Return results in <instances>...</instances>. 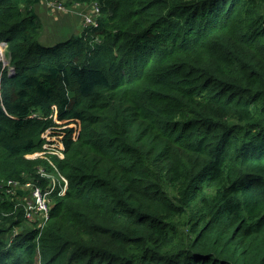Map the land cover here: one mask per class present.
<instances>
[{
  "label": "trees",
  "instance_id": "trees-1",
  "mask_svg": "<svg viewBox=\"0 0 264 264\" xmlns=\"http://www.w3.org/2000/svg\"><path fill=\"white\" fill-rule=\"evenodd\" d=\"M40 1L0 0V178L61 144L68 187L41 228L0 189V264H264V0H68L48 46Z\"/></svg>",
  "mask_w": 264,
  "mask_h": 264
},
{
  "label": "built area",
  "instance_id": "built-area-1",
  "mask_svg": "<svg viewBox=\"0 0 264 264\" xmlns=\"http://www.w3.org/2000/svg\"><path fill=\"white\" fill-rule=\"evenodd\" d=\"M80 4V3H75ZM57 9H65L62 5H57ZM97 10L93 9L92 13L86 12L81 16L82 19V28L96 27L97 21L96 18L98 16V7ZM90 13V14H89ZM7 43L4 40H0V62L5 64V55L4 52L6 50ZM12 71V68L9 69V72ZM63 146L61 144L54 145L44 143L42 145V150L36 152L32 158H42L48 161V163L56 170L53 166L50 158L51 157H63ZM31 158V156H30ZM39 178L35 180H22L18 178L7 179L3 184L0 185L1 191H5L6 193L17 195L18 192H24V194L19 197L21 202L19 205L23 209L24 217L28 222H35L37 228H41L44 223L49 218V213L52 205L51 196L54 191H57L58 194H63L67 181L64 177H61L59 174L56 176L54 174L46 173L42 167L38 168ZM44 182L43 183V180ZM46 180V181H45ZM27 196V199L23 201V196ZM14 198V197H13ZM16 234V231H13V235Z\"/></svg>",
  "mask_w": 264,
  "mask_h": 264
},
{
  "label": "rangeland",
  "instance_id": "rangeland-1",
  "mask_svg": "<svg viewBox=\"0 0 264 264\" xmlns=\"http://www.w3.org/2000/svg\"><path fill=\"white\" fill-rule=\"evenodd\" d=\"M59 4L65 9H57L56 6ZM96 7L98 6L94 2L88 4H75L68 2V0H41L34 7L41 25L39 29L41 43L48 46L70 39L72 35L77 34L78 31L76 30L81 27L82 19L80 15L86 12L92 13L93 9L97 10ZM9 58L10 56H7V60H9ZM35 152L36 151L32 154L30 153L26 158L28 159L30 156L32 158ZM3 180L4 179L0 178V185ZM22 198L24 201L27 199V196L25 195Z\"/></svg>",
  "mask_w": 264,
  "mask_h": 264
},
{
  "label": "clouds",
  "instance_id": "clouds-1",
  "mask_svg": "<svg viewBox=\"0 0 264 264\" xmlns=\"http://www.w3.org/2000/svg\"><path fill=\"white\" fill-rule=\"evenodd\" d=\"M79 26H80V23H79ZM0 40H4V39H0ZM4 41H6V40H4ZM6 43H7V41H6ZM4 55H5V64L2 62H0V65H1V67H2V69H5V72H6V74L7 75H9V76H11V75H13L14 73H15V68H14V66L11 64V60H10V58H9V60H7V56H9V54L7 53V46H6V50H5V52H4ZM11 67H13L12 68V71H10L9 72V69L11 68ZM44 144V143H43ZM42 144V145H43ZM42 145H41V148L40 149H38L36 152H39V151H41L42 150ZM64 150L65 149H63V152H64ZM35 152V153H36ZM33 153V152H32ZM31 153V154H32ZM34 153V154H35ZM29 155V154H28ZM63 155H64V153H63ZM54 158H58V157H51L50 158V160H51V162H52V164H53V166L56 168V170L48 163V161L47 160H45V159H42V158H30V157H28V159H34V160H40L41 161V163H44V164H39V165H37L36 166V174H38V168L39 167H42L44 170H45V172L46 173H49V174H54V175H60L61 177H64L65 179H66V181H67V185H66V189H65V191L67 190V187H68V179L59 171V169H58V166H57V164L55 163V161H54ZM63 158V157H62ZM62 158H59V159H62ZM18 179H21L20 177H17ZM39 178V177H38ZM37 178V179H38ZM9 179H13V178H9ZM7 179H5L4 181H2L1 182V184H3L5 181H6ZM28 180H32V179H28ZM44 180V179H43ZM42 180V181H43ZM46 181V180H45ZM64 191V192H65ZM62 194H58L57 193V191H54L53 192V194H52V196H51V199H52V205H51V208L53 207V205H54V198L56 197V196H61ZM51 210V209H50ZM50 214V213H49ZM23 217H24V215H23ZM24 219H25V217H24ZM26 220V219H25ZM27 221V220H26ZM13 231H16V233H17V230L16 229H14Z\"/></svg>",
  "mask_w": 264,
  "mask_h": 264
}]
</instances>
